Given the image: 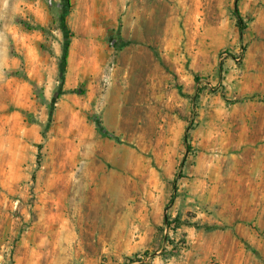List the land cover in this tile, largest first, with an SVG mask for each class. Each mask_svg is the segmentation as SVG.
I'll list each match as a JSON object with an SVG mask.
<instances>
[{"label":"rangeland","instance_id":"374dc122","mask_svg":"<svg viewBox=\"0 0 264 264\" xmlns=\"http://www.w3.org/2000/svg\"><path fill=\"white\" fill-rule=\"evenodd\" d=\"M70 1L0 0V264H264V0Z\"/></svg>","mask_w":264,"mask_h":264},{"label":"trees","instance_id":"16d2710c","mask_svg":"<svg viewBox=\"0 0 264 264\" xmlns=\"http://www.w3.org/2000/svg\"><path fill=\"white\" fill-rule=\"evenodd\" d=\"M68 5L69 6H71V1L70 0H68ZM236 16H237V19H238V25H239V27H240V29L243 31V30H245V23H244V20H243V18H242V16H241V14H240V12H238V11H236ZM65 25V24H64ZM186 141H188V137L186 138ZM178 220L177 219H174V220H172V223L171 222H169V219H167V221H166V226H171V225H173V222H175V224H176V222H177ZM179 222V221H178ZM183 225H190L189 223H187V222H185V223H178L177 224V226H175L174 225V227L176 228H181Z\"/></svg>","mask_w":264,"mask_h":264}]
</instances>
